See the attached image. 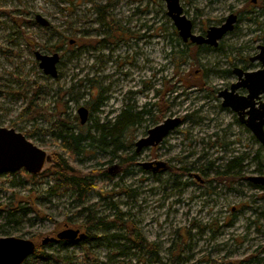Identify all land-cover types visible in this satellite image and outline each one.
<instances>
[{
	"label": "rangeland",
	"instance_id": "374dc122",
	"mask_svg": "<svg viewBox=\"0 0 264 264\" xmlns=\"http://www.w3.org/2000/svg\"><path fill=\"white\" fill-rule=\"evenodd\" d=\"M249 1L181 0L197 35L222 24L232 13L241 20L217 50L200 49L198 63L188 59L177 67L180 61L171 53V43L175 51L181 47L164 0H0V127L30 134L26 137L51 156L44 173L54 154H63L57 134L66 133L67 128L58 125L53 115L25 113L28 98L38 90L34 104L49 114L66 103L62 106L66 117L76 125L78 109L89 107V121L74 131L95 139L90 138L84 153L69 161L83 172L107 171L98 184L109 194L107 200L90 194L79 205L71 191L49 192L58 183L48 176L32 183L25 170L3 174L0 205L13 203L14 194L31 195L36 208L50 218L44 220L33 212L6 228L13 237L40 246L45 238H56L65 229L84 230L81 225L87 213L75 214L85 207L108 221L119 211L135 233L154 244L155 252L129 250L131 243H109L103 240L104 232H95L97 239L86 243H50L46 245V252L52 254L49 262L30 258L28 264H104L115 255L109 264H158L157 260L205 264L199 263L203 259L213 264H264V189L247 180L264 176V146L218 97L236 82L230 74L234 67L260 68L250 59L264 46V0H254L252 5ZM101 12L117 22L115 30L122 40L103 42L112 32L98 22ZM36 15L50 26L37 24ZM36 51L60 54L56 79L44 75ZM191 72L204 80V88L186 87V75ZM25 91L26 95L18 94ZM158 101L162 103L159 111L152 107ZM128 107L140 121L124 130L118 141L101 143V126L110 129ZM149 109L153 115L143 114ZM171 118L180 119L182 125L159 147L136 153V142L153 125ZM232 160H240L233 170L239 178L216 181V173ZM151 162L161 173H147L149 169L142 165ZM183 168L189 171L187 176L173 175ZM190 182L193 185H187ZM7 221L2 216L0 225ZM182 239L185 249L179 260L171 261L172 248ZM194 245L196 254L191 252ZM121 251L124 256L117 255Z\"/></svg>",
	"mask_w": 264,
	"mask_h": 264
},
{
	"label": "water",
	"instance_id": "95a60500",
	"mask_svg": "<svg viewBox=\"0 0 264 264\" xmlns=\"http://www.w3.org/2000/svg\"><path fill=\"white\" fill-rule=\"evenodd\" d=\"M167 5L168 16L172 19L176 30L184 43L191 42L197 46H209L218 48L220 42L235 30L238 22L237 14H230L222 24L211 26L205 35L194 33L192 21L184 14L181 0H164ZM36 23L42 27H49L50 22L42 15H36ZM260 52L251 58V62L259 61L261 68L255 71H245L240 67H234L233 73L237 76V82L230 89L219 94L223 99L222 106L234 111L242 124L252 132L255 138L264 146V46L259 47ZM39 67L46 76L56 79L59 75L58 65L60 54L45 55L35 52ZM246 88L247 95L241 96L238 91ZM249 118L244 120V115ZM81 125H86L89 120V112L81 107L78 110ZM181 124L180 119H167L162 124L151 129L147 136L136 143V152L141 153L144 149L156 147L173 130ZM51 161V156L31 143L24 134L14 129L0 127V175L13 174L25 170L31 175L40 174L45 165ZM161 166V164H158ZM145 168H148L145 165ZM250 181L254 185L264 187V176H253ZM86 238L79 230L65 229L56 238L48 237L42 241V246L50 243H58L63 240L79 242ZM36 244L27 239L13 236L0 238V264H23L34 255Z\"/></svg>",
	"mask_w": 264,
	"mask_h": 264
},
{
	"label": "trees",
	"instance_id": "16d2710c",
	"mask_svg": "<svg viewBox=\"0 0 264 264\" xmlns=\"http://www.w3.org/2000/svg\"><path fill=\"white\" fill-rule=\"evenodd\" d=\"M259 1V0H258ZM250 5L254 4V0H250L248 2ZM258 3V2H257ZM253 14V11L250 12ZM241 18H239V21ZM238 21V22H239ZM98 22L101 25H104V28L107 29L108 31L112 32V34L103 42H109V39L112 42H117L122 39H118V35L116 33L118 24L116 21L113 20V18H109L105 16L104 12L100 13V19ZM175 35L177 36V43L178 46L181 47L180 50L175 51L176 45L173 46L171 43V53L176 56V58L180 61L177 62V67L180 66V64H184L188 59H191L192 61H195L198 63V51L200 49H207V50H217L218 48H212L206 45L203 46H197V45H188L187 43H184L182 39L180 38L179 34L177 31H175ZM182 42H181V41ZM220 46V45H219ZM56 51L55 49H53ZM186 79L188 83L186 84L187 88H201L205 86V82L203 79L199 78V75L196 73L191 72L190 74L186 75ZM179 82H185L184 79H179ZM71 90L65 93H70ZM37 93L33 95L32 97L29 98V103L27 108L25 109V113L29 110H32L35 116H40V115H48V116H55L57 120V124L61 125L62 127L67 128V132H61L58 133V141L61 143V149L63 154H54L53 157V163L51 167L42 173L41 175H31L27 174V178H29L32 183H36L39 178L41 177H50V179H54L57 181V186L52 189L49 192L53 194H58L59 193V188H63L65 191H71L74 195L75 198L78 202L83 203L84 199L90 194H97L103 200H107V197L105 195H109L108 193H105L103 188L99 186L98 184V179L100 177L107 176L108 173L107 171H90V172H83L75 168L71 163L70 159L74 158L78 155H82L85 151V144L87 140L89 139L88 136H84L83 132L80 131L78 134L75 133L74 130H77L76 127L80 129L81 125L79 118H75V122H77V125L75 123L70 122L67 117H66V110L62 106L66 105V103H62L61 109L57 108L56 111L53 114H49L47 109H42L39 108L37 105H35V100ZM62 98V97H61ZM163 101V100H162ZM161 102V100H160ZM158 101V103H154L152 107H158L159 109L161 104ZM153 110H145L143 114L149 115L152 113ZM140 115V113H139ZM34 117V116H33ZM139 116L135 115L133 116L131 114L130 108L125 109L121 115L118 116L117 120L115 123L112 124L111 128H107V126H101L102 129V137L100 139V142L103 144H111L113 142H116L119 140V136L126 130L129 126H133L135 123L138 122ZM90 119V118H89ZM80 123V125L78 124ZM107 128V132H105ZM55 133V132H54ZM27 137L30 136V134L27 133ZM109 138V139H108ZM94 139V138H93ZM108 139V140H107ZM132 161L128 160L127 163H130ZM240 160H232L225 168L224 171H220L216 173V178L215 180L218 182H231L235 181L239 178V173H233V170L235 168L236 164H239ZM124 172H127L128 169H124ZM202 170V169H201ZM184 171L186 174L189 172L186 170V168L181 169L179 172ZM178 172V171H177ZM174 172L173 175L175 177L178 176V173ZM257 172H259L257 170ZM254 185V184H252ZM259 187L260 189H264V187L260 185H254ZM14 201L13 203H8V204H1L0 205V218L3 216L7 221L6 224H1L0 225V238L1 237H9L13 236V233L11 229L6 226H8L10 223H16L19 224L18 218L22 216H27L30 213L35 212L38 214V216H41L44 218V220H50L49 217H46L44 213H42L38 208H36V200L34 197L31 195H19V194H14ZM34 198V199H33ZM110 204V203H109ZM107 204V206L109 205ZM113 206V205H112ZM115 209H118V207L115 206ZM86 214L85 216V221L84 224L81 225V228L86 231L87 234V239L86 242L93 241L96 239L94 233H90L88 229H94L96 232H104L106 235L103 237V240L107 242H117V244H120L122 246H127V244L131 243L129 246V250L133 247L141 249V251L144 253L146 252L147 254L154 255V249L151 246L149 242H147L144 237L140 234H136L134 227L132 226V223H129V221H125L123 218V215L118 211V213L113 216L112 220L108 221L107 217H101L97 218L96 214L91 210V207H85L84 209H81L78 213L75 214V216H81L83 214ZM120 231L119 233H113V231ZM126 232V235H121L123 232ZM112 232V233H111ZM110 234V235H108ZM64 242V241H63ZM66 242V241H65ZM85 242V243H86ZM119 242H124V243H119ZM185 242V239H184ZM180 246L181 243L179 244ZM50 246V245H48ZM180 246H178V249H174V252L172 253L174 256V260L178 259V252L180 250ZM47 246H37L36 252L31 258L33 261L36 262H49L52 259V254L46 252ZM125 251H121L117 253L118 256H124L123 254ZM89 256V253L87 251L86 257ZM116 257V255H115ZM114 257V258H115ZM113 257L108 256L107 262L104 264H109L112 260H114ZM30 260V259H29ZM29 260L25 261L24 264H28ZM57 261H60L57 259ZM109 261V262H108Z\"/></svg>",
	"mask_w": 264,
	"mask_h": 264
},
{
	"label": "bare ground",
	"instance_id": "6f19581e",
	"mask_svg": "<svg viewBox=\"0 0 264 264\" xmlns=\"http://www.w3.org/2000/svg\"><path fill=\"white\" fill-rule=\"evenodd\" d=\"M232 14H234V13H232ZM167 15H168V12H167ZM190 20H191V19H190ZM191 21H192V20H191ZM192 23H193V28H194V22L192 21ZM194 33H195V32H194ZM215 49H216V48H215ZM60 61H61V57H60ZM44 75H45V74H44ZM234 75H235V74H234ZM45 76H46V75H45ZM235 76H236V75H235ZM47 77H49V76H47ZM50 78H51V77H50ZM89 82L91 83V81H89ZM236 82H237V76H236ZM236 82H235V83H236ZM227 89H230V87L227 88ZM224 90H226V89H223L222 91H220V92L218 93V97H219V94H220L221 92H223ZM240 90H246V88H240L239 91H240ZM239 91H238V93H239ZM37 92H38V90L35 91V94H36ZM18 94H20V95H24V94H25V95H26V91H25V92H22V93H18ZM35 94H34V95H35ZM160 95H161V92H160ZM32 96H33V95H32ZM32 96H31V97H32ZM244 96H245V95H244ZM36 97H37V96H36ZM263 97H264V95H263ZM263 97H262V100H263ZM29 98H30V97H29ZM29 98H28V99H29ZM219 98H220V97H219ZM163 99H164V97H163ZM220 99H222V98H220ZM222 100H223V99H222ZM222 103H223V102H222ZM81 107H84V108H86V109L88 110V112H89V118H90V116H91V109H89V107H87V106H81ZM81 107H80V108H81ZM39 108H40V107H39ZM80 108H79V109H80ZM128 108H130V107H128ZM154 108H157L158 111H159V108H158V107H154ZM79 109H78V110H79ZM126 109H127V108H126ZM151 110H152V109H151ZM77 113H78V111H77ZM152 113H153V112H152ZM152 113H150L149 115H153ZM78 118H79V115H78ZM79 121H80V118H79ZM88 121H89V120H88ZM139 121H140V119L138 120V122H139ZM138 122H137V123H138ZM164 122H165V121H164ZM135 124H136V123H135ZM135 124H134V125H135ZM181 125H182V122H181V124H180L178 127H180ZM178 127H177V128H178ZM148 131H150V130H148ZM52 133H54V132H52ZM57 135H58V134H57ZM146 136H147V135H146ZM25 137H26V136H25ZM26 138H27V137H26ZM57 138H58V137H57ZM90 138L93 139L94 137H90ZM90 138H89V139H90ZM27 139H28V138H27ZM89 139H88V140H89ZM94 139H95V138H94ZM94 139H93V140H94ZM28 140H29V139H28ZM88 140H87V141H88ZM139 140H140V139H139ZM139 140H138V141H139ZM29 141H30V140H29ZM138 141H137V142H138ZM30 142H31V141H30ZM137 142H136V143H137ZM258 142H259V141H258ZM31 143H32V142H31ZM259 143H260V142H259ZM260 144H261V143H260ZM136 148H137V147H136ZM136 153H137V152H136ZM127 164L132 165L131 162H130V163H127ZM145 165H147V166H148V169H150V168L153 166V162H151V163H149V164H143V165H142L143 168L145 167ZM129 167H130V166H129ZM122 168H123V167H122ZM123 169H127L126 166H125ZM180 170H181V169H180ZM180 170H179V171H180ZM179 171H178V172H179ZM258 171H260V170H258ZM42 172H43V171H42ZM42 172H41L40 174H42ZM40 174H38V175H40ZM187 174H188V173H187ZM187 174H186V172L181 171V172L178 173V176H187ZM0 176H1V175H0ZM250 178H251V177H249L247 180H248V182H249L250 184H253V183L250 181ZM240 180H241V177H240ZM187 185H193V183L190 182V183L187 184ZM208 193H209V194H213V191H212V190H209ZM85 200H86V199H84V202H85ZM75 202L78 203L79 205H83V204H84V202H83V203L78 202V201L76 200V198H75ZM75 230H79L81 234H85V235H86V238H85V239H83V240H81V241L78 242V243H84V241H86V239H87V237H88L87 234H86V232H85V230H81V229H75ZM134 230H135V228H134ZM88 231H89L90 233H94V235H95V237H96V234H95L96 230H94V229H88ZM119 232H120V231H117V230H116V231H113V233H119ZM121 233H122L121 235H126V232H125V231H123V232H121ZM136 234H138V233H136ZM139 234H140V233H139ZM140 235H141V234H140ZM96 239H97V237H96ZM96 239H95V240H96ZM63 241H72V240H63ZM63 241H62V242H63ZM93 241H94V240H93ZM72 242H75V241H72ZM113 242H114V241H113ZM182 242H183V243H182ZM34 243H35V242H34ZM109 243H111V242H109ZM180 243H181L182 246L179 245ZM180 243H179L178 245H175V246L172 248V253H173V252H174V249H176V248L178 249V246H180V250H179V252H178L179 254H178V259H177V260L180 259V253H182L183 250L185 249V248H184V245H183V244H184V239H182V240L180 241ZM35 244H36V243H35ZM150 244H151V246H152L153 249H154V244H152V243H150ZM41 246H42V243H41ZM36 248H37V244H36ZM133 248H135V247H133ZM135 249H138V248H135ZM138 250L141 251V249H138ZM35 252H36V250H35ZM141 252H142V251H141ZM191 252H192L193 254H196V253H197V246H196V245H194V247H192ZM34 254H35V253H34ZM147 255H150V254H147ZM172 255H173V254H172ZM32 257H33V256H31L30 258H32ZM30 258H29V259H30ZM156 258H157V257H155V260H157ZM172 258H173V259H170V260H171V261H174V256H172ZM29 259H27V260H29ZM27 260H26V261H27ZM203 260H204V259H203ZM203 260H202L201 262H199V263H203V262H204L205 264H213L212 261H210V260H208V261H207V260H204V261H203ZM156 262H157L158 264H168L167 261H166L165 263H160V261L157 260ZM23 264H24V263H23Z\"/></svg>",
	"mask_w": 264,
	"mask_h": 264
},
{
	"label": "flooded vegetation",
	"instance_id": "af4514ba",
	"mask_svg": "<svg viewBox=\"0 0 264 264\" xmlns=\"http://www.w3.org/2000/svg\"><path fill=\"white\" fill-rule=\"evenodd\" d=\"M204 35H205V33H204ZM187 44H188V45H189V44H190V45H193V44H191V42H188ZM259 50H260V49H259ZM250 61H251V60H250ZM256 62L259 63V66H260V68H261V63H260L259 61H256ZM252 63H254V62H252ZM260 68H257V69H251V67L245 66V67L242 68V69H244L245 71H255V70H258V69H260ZM230 74H231V76H233V77L236 78V76H235L234 73H233V69H232V71L230 72ZM231 85H232V84H230L229 87H231ZM227 88H228V87H227ZM227 88H225V89H227ZM239 92H240L239 94H240L241 96L247 95V91H246V90H240ZM248 118H249L248 114L244 115V120H247ZM239 122H240V121H239ZM243 125H245V124H243ZM156 126H158V125H153L152 128H150L149 130L155 128ZM245 126H246V125H245ZM246 128H247V127H246ZM247 129H248V128H247ZM148 132H149V131H147V134H148ZM147 134H146V135H147ZM158 147H159V146H158ZM158 147H157V148H158ZM147 173H150V174H159V173H161V171H157V172H156V170H154V168L151 167ZM162 173H163V172H162ZM85 232H86V231H85ZM64 242H65V241H64ZM66 242H67V243L78 244V242H72V241H66ZM84 242H86V241H84ZM58 243H59V242H58Z\"/></svg>",
	"mask_w": 264,
	"mask_h": 264
}]
</instances>
